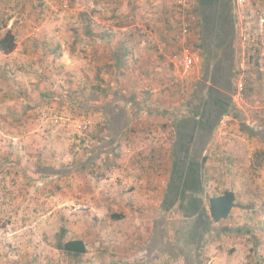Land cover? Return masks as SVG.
<instances>
[{
    "label": "crops",
    "instance_id": "crops-1",
    "mask_svg": "<svg viewBox=\"0 0 264 264\" xmlns=\"http://www.w3.org/2000/svg\"><path fill=\"white\" fill-rule=\"evenodd\" d=\"M197 1L192 4L194 15ZM166 4L143 3L147 14L127 69L111 63L108 82L114 91L107 103L91 105L105 121L98 130V144L86 155L98 160V264H264V112L236 102L233 44L204 49L198 17L190 43L196 50L203 48L199 62L171 89L168 83L177 74L169 73L176 18ZM23 66H15L19 79L15 75L12 83L0 80L1 120L10 121L8 112L12 115L13 110L16 122L31 121L26 127L35 144L29 147L30 156L14 159L0 147V159L35 169L32 173L38 176V168L56 169L57 160L52 149L46 150L50 144L39 140L43 131L36 116L44 110L55 112L53 101L62 88H69L65 70L70 67L60 68L59 80L53 65ZM25 73L33 79L26 82L21 76ZM64 93L61 99L66 101ZM29 104L30 111H25ZM61 115L65 121L67 114ZM223 118L228 127L218 126ZM6 131L0 130L5 145H15L26 135H16V128ZM192 178L196 190L184 187ZM176 181L174 197L190 195L202 209L190 205L181 212L177 203L166 206ZM225 191L234 194V205L226 219L215 223L206 202ZM174 214L191 217L172 219ZM201 216L206 228L199 224ZM243 252L253 255L248 258Z\"/></svg>",
    "mask_w": 264,
    "mask_h": 264
},
{
    "label": "rangeland",
    "instance_id": "rangeland-1",
    "mask_svg": "<svg viewBox=\"0 0 264 264\" xmlns=\"http://www.w3.org/2000/svg\"><path fill=\"white\" fill-rule=\"evenodd\" d=\"M145 1L0 0V26L5 27L1 33L10 30L17 37L13 52H0V80L12 83L15 75L19 79L21 73L17 72L16 65L26 68L40 63L53 65L54 75L59 80H62L60 68L70 67L69 72L65 70L69 88H62V93L58 94L60 98L53 101L55 112L44 110L36 116L43 131L39 140L43 145L50 144L46 150L52 149L57 169L66 170V173L60 172L51 180L44 174H33L35 169L10 166L11 162L0 159V264H98V160H93L95 164L84 170H81L80 163L89 158L86 155L98 144V130L105 125L104 119L91 105L98 107V103H107L114 91L108 82L112 70L110 64L114 62L110 54L120 41H99L97 37L85 35V19L80 14L86 12L90 15L94 35L109 31L116 33L113 25L118 19L133 21L132 29L141 35L142 18L147 14L143 6ZM162 1L168 2L166 9H170V14L176 18V29L171 36L175 52L169 73H177L178 78L175 75L168 83L172 89L173 85L176 88L179 84L184 56L195 58L199 53V49L190 43L195 30L194 19H197V25L199 20L192 12L196 0H159V4ZM233 6V47L238 73L234 79V98L239 105L245 103L264 112V0H233ZM180 26L184 30L187 27V32L182 33ZM125 43L131 47L129 40L126 39ZM101 57L104 60H100ZM255 57L257 67L252 63ZM38 68L41 70L40 66ZM192 69L193 66L188 73ZM21 76L26 82L33 79L31 73ZM101 79L104 82H100ZM96 86L106 88L108 93H99ZM63 92L66 101L61 99ZM87 97L95 99L88 101ZM51 104L52 100L47 103ZM29 107L30 104L23 109L30 111ZM56 113H59L58 117ZM61 113L67 114L65 121ZM14 115L15 111L12 110V115L8 112L10 121L4 123L0 108V130L6 128L9 132L16 128V135H26L19 136L21 139L15 145H5L0 139V147L9 150V157L22 155L25 158L31 155V144H35L31 142L34 138L29 136L31 129L26 127L31 121L16 122ZM223 120L218 126L222 127L220 122ZM47 129L50 131L48 136L45 134ZM174 215L172 219L182 218ZM61 230L65 231L63 242L82 239L87 253L74 258L58 250L55 246ZM242 254L248 258L253 255L252 252Z\"/></svg>",
    "mask_w": 264,
    "mask_h": 264
},
{
    "label": "trees",
    "instance_id": "trees-1",
    "mask_svg": "<svg viewBox=\"0 0 264 264\" xmlns=\"http://www.w3.org/2000/svg\"><path fill=\"white\" fill-rule=\"evenodd\" d=\"M203 7V1L202 0H198L197 3L195 4V13L198 16V18L201 21V27L202 26V8ZM233 3L231 2V4L229 5V7L227 5H225V18L226 17H230L229 21H230V42L233 40V35H234V25H235V16L233 13ZM90 12H94V11H90ZM230 14V15H229ZM80 17L82 19H85V23H84V33L85 35L92 37V38H96L99 41H105V40H111V39H117L120 42H116L115 44V48L111 51V60H113L114 65L116 66V68L121 69V70H126L127 69V62H128V57L132 56V54L134 53V50L136 49V47L138 46V40H137V32H135L134 29H132L133 27V21H122V20H117V23L115 22L113 25L114 30L116 31V33L114 32H103V33H99L97 35H94L93 30L91 29V26L94 24V22L92 21L90 15L86 12L81 13ZM5 28L4 26L1 27L0 26V52L3 54H9L11 52L14 51V49L16 48V42H17V37L15 36V34H13L10 30L6 31L3 35L1 33L2 29ZM131 28V29H130ZM220 30V29H219ZM118 34V35H117ZM119 36V37H118ZM204 40L206 41V43L208 44V46H213V39H209V37L207 36L206 38L203 37ZM129 40V42H131V47L125 43V40ZM221 42L217 41V45H220ZM225 44V43H224ZM233 44V43H232ZM216 45V46H217ZM230 46V43H229ZM100 60H104L102 59V57L100 58ZM254 66H258L257 63V57H255V59H253L252 61ZM110 67L112 68V65L110 64ZM123 73V72H122ZM237 70L235 72V78L237 77ZM100 82H104L103 79L100 80ZM98 86H96L95 88H97ZM94 88V89H95ZM98 91L99 93H103L106 94L108 93L106 88L103 89H99L98 87ZM83 94V93H82ZM84 96V94H83ZM97 97V96H96ZM87 99H89L88 101L94 100V98L92 97H87ZM205 162V161H204ZM95 164V161H93L92 159L89 160L88 162H86L85 164L81 165L80 168L81 170L84 169H88L87 167L92 166ZM59 170V171H58ZM37 171L40 174H56L59 175L60 172L62 173H66V170L63 169H50V168H38ZM65 171V172H64ZM192 176H194V170H192ZM192 181L189 183L187 182L188 185H186L184 183V187H188L191 190H196L197 189V184L195 183V179H191ZM179 181V179H178ZM176 181L173 183L171 189H173V199L168 200V202H166V206L169 208L172 205L174 206L176 203L177 205L180 206V210L182 212V208L186 209L189 208L190 205H193V208L195 209H202L201 208V202L200 205L198 204L199 202L195 201L194 199H192L190 197V195L183 197L182 199H178L175 198V192H177L178 188H179V182ZM181 204V205H180ZM206 205L208 207V212L210 215V218L212 219L213 222L217 223V222H221L222 220L226 219L230 213V210L232 209L233 205H234V194L230 191H225L223 192L221 195L218 196H214L212 198H210L209 200H207ZM203 207V204H202ZM183 209V210H184ZM191 215H184L183 214V218H190ZM202 222H199V224H202L203 228H206V221H203L202 216L200 217ZM188 228V227H186ZM189 229V228H188ZM65 234L64 230H61L60 235H58V240L56 243V248L58 250H60L61 252L65 253L68 256H72L74 258H77L79 256H82L84 254L87 253V249H86V245L84 243V241L82 239H71L68 240L66 242L62 241L63 235ZM190 235V233H189ZM187 239H190V236L187 237Z\"/></svg>",
    "mask_w": 264,
    "mask_h": 264
},
{
    "label": "flooded vegetation",
    "instance_id": "flooded-vegetation-1",
    "mask_svg": "<svg viewBox=\"0 0 264 264\" xmlns=\"http://www.w3.org/2000/svg\"><path fill=\"white\" fill-rule=\"evenodd\" d=\"M203 7L202 10V26H203V37H209V39H213V48H216L217 41L221 42L222 45L226 47H230L232 43H230V17H226L225 5L229 7L233 0H202ZM193 12V11H192ZM230 15V14H229ZM198 17V16H197ZM200 20V19H199ZM201 22V21H200ZM220 29V30H219ZM225 43V44H224ZM230 43V46H229ZM212 46V45H211ZM208 46L207 43L204 45V49ZM212 48V47H211ZM199 53L202 52V47L198 48ZM193 58L192 66L194 67L199 62V55L196 54L195 58ZM189 70L184 73V78L191 75V72L188 73ZM183 74V72H182ZM222 78L224 79V73H222ZM212 120L216 117L215 113L212 114Z\"/></svg>",
    "mask_w": 264,
    "mask_h": 264
},
{
    "label": "built area",
    "instance_id": "built-area-1",
    "mask_svg": "<svg viewBox=\"0 0 264 264\" xmlns=\"http://www.w3.org/2000/svg\"><path fill=\"white\" fill-rule=\"evenodd\" d=\"M180 28H181V26H180ZM181 31H182V33H186L187 32V27H186V29L184 30L183 29V27L181 28ZM182 33H180L179 35H180V38H182ZM175 40H177V36L175 37ZM182 59V58H181ZM181 59H180V66H181ZM192 63H193V58L192 57H188V55H185L184 56V58H183V62H182V68H181V71L183 72H187L188 71V69H190L191 68V66H192ZM183 72V73H184ZM220 123H222V126L223 127H225L226 126V124H227V122H226V120L224 121H222V122H220Z\"/></svg>",
    "mask_w": 264,
    "mask_h": 264
}]
</instances>
